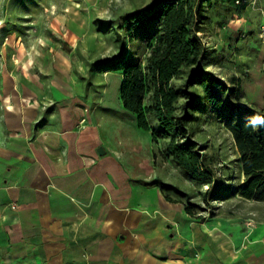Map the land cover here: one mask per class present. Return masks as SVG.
I'll use <instances>...</instances> for the list:
<instances>
[{
  "label": "crops",
  "instance_id": "1",
  "mask_svg": "<svg viewBox=\"0 0 264 264\" xmlns=\"http://www.w3.org/2000/svg\"><path fill=\"white\" fill-rule=\"evenodd\" d=\"M56 58L0 68V264H264V201L191 216L147 131H120V74Z\"/></svg>",
  "mask_w": 264,
  "mask_h": 264
},
{
  "label": "rangeland",
  "instance_id": "2",
  "mask_svg": "<svg viewBox=\"0 0 264 264\" xmlns=\"http://www.w3.org/2000/svg\"><path fill=\"white\" fill-rule=\"evenodd\" d=\"M256 1L255 5H249L246 10L229 1L230 10H223L219 15L220 23L207 26V31L203 33L208 49L204 67L231 82L232 86L239 81L246 95L243 104L249 105L248 95H254L257 108L263 109L264 113V27L262 35L257 32L249 37L253 27L247 22L251 19L254 23L258 21L256 15L261 13L264 0ZM154 2L0 0V68L4 64L9 67L12 63L13 66L15 62L24 65L26 61L30 67L46 66L49 59L57 56L60 68L84 69L86 79H92L94 84L98 72L113 67L114 64L109 61L119 62L116 59L125 45L128 59L135 63L144 61V41L149 34L154 33L157 24H148L145 29H140L134 26L130 18L124 23L120 19L123 15L148 9ZM177 83L181 84L182 79L177 80ZM146 102H150L149 97ZM197 116L190 125L192 137L212 159L223 185L236 187L243 181V176L225 116L207 110ZM120 120L125 123V128L120 131H139L132 126L133 123L138 125L136 115L120 112ZM150 121L155 129H159L155 117L151 116ZM140 132L142 135L146 133L143 129ZM147 134L152 143L157 175L163 182L166 181V189L175 198L185 200L182 192L189 193L192 201L201 205V209L196 208L198 214L207 218L216 214L227 215L229 212H247V206L243 204L245 201L235 193L215 201L213 209H210L204 203V194L209 186L201 184L171 157H167L166 140L155 142L152 133L147 131ZM261 207L264 209V203Z\"/></svg>",
  "mask_w": 264,
  "mask_h": 264
},
{
  "label": "trees",
  "instance_id": "3",
  "mask_svg": "<svg viewBox=\"0 0 264 264\" xmlns=\"http://www.w3.org/2000/svg\"><path fill=\"white\" fill-rule=\"evenodd\" d=\"M229 1L242 10L249 7L247 3L237 4V0H155L148 9L121 16L122 23L130 18L140 29L152 23L157 28L144 41V61L135 63L128 59L125 45L116 59L119 62L109 61L114 65L108 69L121 74L120 99L124 108L136 115L138 126L151 132L155 142L166 140L167 157L209 186L204 203L210 209L215 201L233 193L244 199L264 201L263 109L257 108L254 95H248L249 105L243 104L246 95L239 81L235 79L237 84L232 86L204 67L208 49L203 33L208 25L220 23L219 15L230 10ZM263 11L264 8L260 9L264 17ZM249 32L251 37L254 31ZM180 79L182 83L178 84ZM206 110L227 120L243 176L236 187L223 185L212 159L191 135V123ZM151 116L156 118L159 129L153 127ZM182 194L186 197L187 212L199 215L196 208L201 209L200 203H194L189 193ZM199 218L205 220L203 215Z\"/></svg>",
  "mask_w": 264,
  "mask_h": 264
},
{
  "label": "built area",
  "instance_id": "4",
  "mask_svg": "<svg viewBox=\"0 0 264 264\" xmlns=\"http://www.w3.org/2000/svg\"><path fill=\"white\" fill-rule=\"evenodd\" d=\"M256 0H237V4H249V5H255L256 4ZM264 13V11H263ZM15 207V206H14Z\"/></svg>",
  "mask_w": 264,
  "mask_h": 264
},
{
  "label": "water",
  "instance_id": "5",
  "mask_svg": "<svg viewBox=\"0 0 264 264\" xmlns=\"http://www.w3.org/2000/svg\"><path fill=\"white\" fill-rule=\"evenodd\" d=\"M100 153H104V150L103 149H100V151H99Z\"/></svg>",
  "mask_w": 264,
  "mask_h": 264
},
{
  "label": "clouds",
  "instance_id": "6",
  "mask_svg": "<svg viewBox=\"0 0 264 264\" xmlns=\"http://www.w3.org/2000/svg\"><path fill=\"white\" fill-rule=\"evenodd\" d=\"M256 123H258L259 122V120H257V121H255Z\"/></svg>",
  "mask_w": 264,
  "mask_h": 264
}]
</instances>
